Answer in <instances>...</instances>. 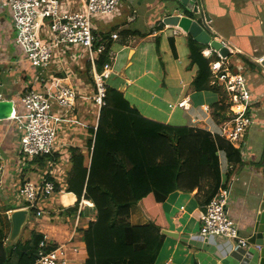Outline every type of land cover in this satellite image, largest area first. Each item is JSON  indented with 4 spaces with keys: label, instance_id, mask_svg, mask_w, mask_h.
<instances>
[{
    "label": "crops",
    "instance_id": "1",
    "mask_svg": "<svg viewBox=\"0 0 264 264\" xmlns=\"http://www.w3.org/2000/svg\"><path fill=\"white\" fill-rule=\"evenodd\" d=\"M80 1L66 0L64 3L66 7L72 5V9H76ZM176 1H171L167 7L168 0V3L164 0H139L135 6L133 0H126L127 11L123 12L121 7L110 18L93 21L98 36L108 35L106 38H109L112 32L118 33V39L110 41L114 61L106 83L122 92L130 105L147 119L170 126H187L193 131L217 132L218 122L211 112L220 96L211 90L196 91L193 88L192 79L197 67L189 65L186 44L191 36L177 26L163 23V19L175 10L201 23L198 14L189 10L181 0ZM178 1L191 15L184 13ZM194 6L200 8L208 21L207 28H203L228 48L226 60L231 70L244 76L253 98L258 99L252 109L255 123L242 138L245 159L240 157V163H235L229 160L223 147L216 150L219 186L230 185V216L243 236L245 228L254 219L259 202L264 199V142L261 149L258 145L262 144V139L258 143L255 140L256 134L264 138V67L261 64L264 60V0H195ZM14 40L11 13L5 1L0 0V64L5 71L0 99L11 100L18 111L19 95L33 70ZM214 53L209 46L204 50L211 61L217 60L213 58ZM83 65L80 72L90 70L88 63ZM79 71L78 75L83 77ZM44 73L47 76L57 74L52 66ZM85 76L89 77V74ZM79 102L75 116L85 122L87 129L95 126V113L91 114L95 109L85 101ZM179 103L185 104V108ZM87 129L81 128L68 135L72 145L82 152ZM67 132L66 128L64 133ZM19 136L20 130L13 118H0V153L4 166L0 186V240L3 243L10 232L9 213L26 206L18 195L19 186L27 180H39L46 170L42 168L48 166L45 159L26 160L21 164L23 156L19 152ZM251 137L252 143L248 140ZM69 168L67 163L64 167L66 174ZM230 172L232 175L224 182L223 174ZM242 175L244 177L240 178ZM202 199L201 192L196 189L190 192L175 190L165 197L161 207L167 227L163 229L176 233V236L162 234V246L155 264H249L252 247L235 249L231 239L200 235ZM75 202L76 196L65 191L56 193L49 200L36 202L32 206L36 214H31L30 220L23 225L18 242L24 245L29 243L33 234H40L50 248L65 243V264H83L86 250L82 230L94 219V209L89 202L78 205L77 211L72 213L70 208ZM128 221L134 226L147 223L136 205L130 207ZM16 260L15 254L9 257L10 264H15Z\"/></svg>",
    "mask_w": 264,
    "mask_h": 264
},
{
    "label": "trees",
    "instance_id": "2",
    "mask_svg": "<svg viewBox=\"0 0 264 264\" xmlns=\"http://www.w3.org/2000/svg\"><path fill=\"white\" fill-rule=\"evenodd\" d=\"M178 6L191 15L180 1ZM186 44L189 65L197 67L192 79L194 90L217 93L220 99L212 106V117L218 123L227 120L225 94L211 84V58L204 54L208 45L191 37ZM213 58L218 59L216 54ZM103 60L101 57L98 70ZM87 72L79 74L92 82L85 76ZM104 103L96 125L87 129L84 152L78 147L68 148L70 168L65 192L76 196L70 211H77L82 198L94 209V219L82 230L86 250L83 264H155L162 246L160 231L167 227L161 207L165 197L175 190L196 189L205 205L220 184L216 150L224 148L235 163H240V155L228 141L213 138L206 130L193 131L187 126H170L145 118L122 92L108 85ZM132 205L138 207L146 224L129 223ZM30 210L36 214L34 207ZM41 240L42 235L33 234L29 243L19 241L9 254L0 240V264H10L12 254L17 257L15 264H30Z\"/></svg>",
    "mask_w": 264,
    "mask_h": 264
},
{
    "label": "built area",
    "instance_id": "3",
    "mask_svg": "<svg viewBox=\"0 0 264 264\" xmlns=\"http://www.w3.org/2000/svg\"><path fill=\"white\" fill-rule=\"evenodd\" d=\"M4 1L11 13L16 47L33 69L28 77V86L19 95L18 111L12 102L10 115L20 130L21 164H25L26 160L37 161L44 157L48 165L39 180H27L19 186L18 195L25 202V207L30 208L38 201L49 200L56 193L65 191L67 174L64 167L70 160L68 148L74 147L68 135L88 127L75 116L79 100L95 108L96 122L100 108L105 104L106 81L114 61L110 41L118 39V33L112 32L109 38L98 36L93 21L106 20L117 13L121 0H81L76 9H72V5L66 7V0ZM201 12L196 6L194 13L201 18L200 24L206 27L208 21ZM210 49L218 58L209 64L211 84L220 87L225 93L229 116L227 120L218 123L217 132L210 134L213 138H224L239 149L240 157L245 159V149L241 148L242 138L255 123L252 109L258 99L253 98L244 76L231 70L226 57ZM81 52L86 62L77 59L76 54ZM101 57L104 60L98 70L97 64ZM83 63L90 65L88 74L91 83H84L77 73L81 70L79 68L83 69ZM50 66L58 75H45V70ZM179 105L185 108V104ZM66 128L68 132L64 133ZM3 167L0 153V186ZM229 186L221 184L214 196L203 205L199 233L203 237L231 239L235 249H246L249 247L246 238L240 235L230 216ZM86 203L89 201L82 198L79 207ZM65 248V243L50 248L45 240H41L36 258L30 264H65Z\"/></svg>",
    "mask_w": 264,
    "mask_h": 264
},
{
    "label": "water",
    "instance_id": "4",
    "mask_svg": "<svg viewBox=\"0 0 264 264\" xmlns=\"http://www.w3.org/2000/svg\"><path fill=\"white\" fill-rule=\"evenodd\" d=\"M181 2L189 10L196 11V6H194L195 0H181ZM163 23L181 28L183 32L190 34L196 41L216 50L222 57H226L229 54L228 48L219 40L212 38L202 25L193 18L179 14L178 10H175L171 16L164 18ZM261 64L264 67V60L261 61ZM4 72V67L0 64V86L3 84ZM11 112L12 101L0 99V118L9 117ZM31 214L32 212L29 207L14 209L9 213L10 232L4 241L7 254L17 244L21 229L30 220ZM160 232L168 236H176V233L166 229H161ZM243 236L246 238L248 246L253 248L249 264H264V199L259 202L254 219L245 228Z\"/></svg>",
    "mask_w": 264,
    "mask_h": 264
},
{
    "label": "rangeland",
    "instance_id": "5",
    "mask_svg": "<svg viewBox=\"0 0 264 264\" xmlns=\"http://www.w3.org/2000/svg\"><path fill=\"white\" fill-rule=\"evenodd\" d=\"M138 1H139V0H133V4H134V6H135V4H137ZM164 1H165V3H168L167 0H164ZM168 1H169V4H166L167 7L171 4V3H170L171 1L174 2V1H176V0H168ZM176 2H177V1H176ZM121 7H123V9H122L123 12H124V10L127 11V8H128V7H127L126 0H121V6L119 7V10L121 9ZM76 57H77V59H78L79 61H85V58H84V54H83V52H81V53H77V54H76ZM85 62H86V61H85ZM29 66H30V65H29ZM80 66L82 67V64H81ZM30 68H31V67H30ZM31 69H32V68H31ZM83 69H84V65H83ZM32 70H33V69H32ZM89 76H90V75H89ZM84 80H85V79H84ZM85 81H86V80H85ZM87 82H89V81H87ZM89 83H91V82H89ZM90 86H91V85H90ZM91 88H92V87H91ZM91 88H89V90H90V93L93 94ZM212 92H213V91H212ZM92 109H95V108L92 107ZM94 113H95V110H94V112L91 113V114H94ZM91 120H92V119H91ZM254 135H255V134H254ZM256 135H257V136H255V137H256L255 140L257 139V140H256L257 143L262 139V141H261L262 144H261V145H258V146L262 149V147H263V142H264V138H261V136H259V134H256ZM248 140H249L250 143H252V137H251V139L248 138ZM255 144H256V143H255ZM43 169H46V170H47V169H48V166L43 167L42 170H43ZM231 175H232V172L227 173V174H223V176H222V177H223V181L225 182L227 179H229V177H230ZM239 177H240V178H241V177L243 178L244 175L239 176ZM236 184H237V182L234 183V185H236Z\"/></svg>",
    "mask_w": 264,
    "mask_h": 264
}]
</instances>
